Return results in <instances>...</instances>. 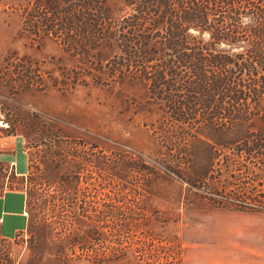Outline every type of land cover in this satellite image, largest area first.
Returning a JSON list of instances; mask_svg holds the SVG:
<instances>
[{"label":"trees","instance_id":"obj_1","mask_svg":"<svg viewBox=\"0 0 264 264\" xmlns=\"http://www.w3.org/2000/svg\"><path fill=\"white\" fill-rule=\"evenodd\" d=\"M34 2L44 6L25 13L23 30L57 41L72 63V84L86 77L106 90L115 86L142 113L155 148L148 164L117 146L50 135L40 171L27 167L26 230L34 187L46 235L66 231L67 217L81 220L63 205L86 165L108 170L132 193L135 177L176 180L205 207L264 213V0H116L122 8L115 12L108 4L115 0ZM8 244L0 234V264H14Z\"/></svg>","mask_w":264,"mask_h":264},{"label":"rangeland","instance_id":"obj_2","mask_svg":"<svg viewBox=\"0 0 264 264\" xmlns=\"http://www.w3.org/2000/svg\"><path fill=\"white\" fill-rule=\"evenodd\" d=\"M34 1L0 0V191L25 198L27 167L40 171L50 135L117 146L152 164L155 145L142 113H135L115 86L106 90L86 77L72 84L66 79L72 63L57 41L23 30L25 13L44 6ZM108 4L113 12L122 8L116 0ZM16 151L27 164L22 175L11 163ZM106 171L90 165L77 169L76 190L65 193L63 211L82 217H67L64 232L48 236L41 228L35 187L28 230L24 203L23 225L14 234L5 237L0 220L14 264H264V213L205 207L188 198L176 180L135 177L137 193H132L130 184ZM120 184L126 189L117 190ZM90 227L97 234L84 231ZM99 231L109 236L103 240Z\"/></svg>","mask_w":264,"mask_h":264},{"label":"crops","instance_id":"obj_3","mask_svg":"<svg viewBox=\"0 0 264 264\" xmlns=\"http://www.w3.org/2000/svg\"><path fill=\"white\" fill-rule=\"evenodd\" d=\"M11 163L16 175H22L26 171V162L20 151H16L11 157ZM25 198L9 190L0 194V220L1 230L5 237H9L21 229L23 220L20 222V211L23 209ZM23 212V211H22Z\"/></svg>","mask_w":264,"mask_h":264},{"label":"clouds","instance_id":"obj_4","mask_svg":"<svg viewBox=\"0 0 264 264\" xmlns=\"http://www.w3.org/2000/svg\"><path fill=\"white\" fill-rule=\"evenodd\" d=\"M252 22V18L251 17H243L242 18V23H244L245 25H247L248 23Z\"/></svg>","mask_w":264,"mask_h":264}]
</instances>
